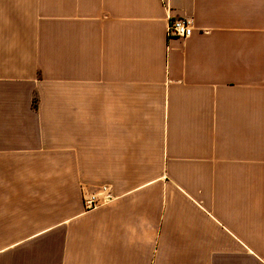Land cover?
<instances>
[{
  "label": "crops",
  "instance_id": "0c3cea01",
  "mask_svg": "<svg viewBox=\"0 0 264 264\" xmlns=\"http://www.w3.org/2000/svg\"><path fill=\"white\" fill-rule=\"evenodd\" d=\"M0 264H264V0H0Z\"/></svg>",
  "mask_w": 264,
  "mask_h": 264
},
{
  "label": "built area",
  "instance_id": "2783aa9c",
  "mask_svg": "<svg viewBox=\"0 0 264 264\" xmlns=\"http://www.w3.org/2000/svg\"><path fill=\"white\" fill-rule=\"evenodd\" d=\"M192 33V21L187 17H173L170 18L167 25L168 37L185 38ZM109 193L107 185H102L100 190L95 193L88 195L83 199V202L89 207H93L99 204L107 203L112 198Z\"/></svg>",
  "mask_w": 264,
  "mask_h": 264
},
{
  "label": "rangeland",
  "instance_id": "374dc122",
  "mask_svg": "<svg viewBox=\"0 0 264 264\" xmlns=\"http://www.w3.org/2000/svg\"><path fill=\"white\" fill-rule=\"evenodd\" d=\"M102 186V185H101ZM101 186L99 187V189L96 191V192H92V193H88V192H83L82 194H83V197H82V199H84V198H86L88 195H91V194H95V193H97L99 190H100V188H101ZM110 193V192H109ZM111 195V194H110ZM112 196V195H111ZM112 198V197H111ZM83 205H84V207L85 208H87V206L85 205V203L83 202ZM89 208V207H88ZM91 208V207H90Z\"/></svg>",
  "mask_w": 264,
  "mask_h": 264
}]
</instances>
